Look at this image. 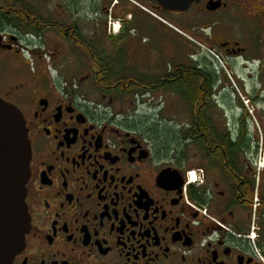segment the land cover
I'll return each mask as SVG.
<instances>
[{
  "label": "flooded vegetation",
  "instance_id": "af4514ba",
  "mask_svg": "<svg viewBox=\"0 0 264 264\" xmlns=\"http://www.w3.org/2000/svg\"><path fill=\"white\" fill-rule=\"evenodd\" d=\"M137 2L180 19L185 58L130 0H0V98L32 144L10 264H264V0Z\"/></svg>",
  "mask_w": 264,
  "mask_h": 264
},
{
  "label": "water",
  "instance_id": "95a60500",
  "mask_svg": "<svg viewBox=\"0 0 264 264\" xmlns=\"http://www.w3.org/2000/svg\"><path fill=\"white\" fill-rule=\"evenodd\" d=\"M171 14H182L194 0H158ZM32 144L23 113L0 98V264H10L25 245L31 220L26 185Z\"/></svg>",
  "mask_w": 264,
  "mask_h": 264
},
{
  "label": "rangeland",
  "instance_id": "374dc122",
  "mask_svg": "<svg viewBox=\"0 0 264 264\" xmlns=\"http://www.w3.org/2000/svg\"><path fill=\"white\" fill-rule=\"evenodd\" d=\"M149 7V6H148ZM151 8V7H150ZM159 15L162 16V18L167 19L171 24H173L175 27H179L181 28V21L180 19L177 18H173L169 15L166 14H161L160 12H158ZM144 22H143V30H146L150 33V35L154 36V38L149 39V42L153 43V44H157V45H163L162 46V50H168V53L170 54L169 50L171 49V45L172 42H177L178 43V49L180 51L181 54H179V58H185L186 56L183 55L184 52V48H183V41L185 40V38L179 34L180 31H178L177 29L173 28L172 26H169L167 23H163L162 21L153 18L152 16H150L149 14L144 15ZM168 30V32H167ZM166 33H168L166 35ZM184 35V34H183ZM185 37H187L186 35H184ZM189 37V36H188ZM174 42V43H175ZM181 42V43H180ZM170 58V57H169ZM70 76H67V78H70ZM73 81H71V83L74 85H80L81 83L85 84L86 86H88V90H89V94L90 97H95V98H99L100 99V91H99V87L96 86V84L94 83L95 81L92 80L94 77H89V76H78V77H71ZM70 84V85H72Z\"/></svg>",
  "mask_w": 264,
  "mask_h": 264
},
{
  "label": "built area",
  "instance_id": "2783aa9c",
  "mask_svg": "<svg viewBox=\"0 0 264 264\" xmlns=\"http://www.w3.org/2000/svg\"><path fill=\"white\" fill-rule=\"evenodd\" d=\"M113 22V21H112ZM113 26H114V31H116L117 29H119V27H120V23L119 22H113ZM191 176V179L193 180L194 178H193V176L192 175H190ZM194 181V180H193ZM251 233H250V236H249V238H250V240H251V242L253 243V250H254V253L257 255V257L258 258H260V259H262L263 258V256L261 255V253H260V251H259V249H258V247L256 246V243H255V241H256V236H257V232L255 231V225H253V227H252V230L250 231Z\"/></svg>",
  "mask_w": 264,
  "mask_h": 264
},
{
  "label": "trees",
  "instance_id": "16d2710c",
  "mask_svg": "<svg viewBox=\"0 0 264 264\" xmlns=\"http://www.w3.org/2000/svg\"><path fill=\"white\" fill-rule=\"evenodd\" d=\"M146 7L148 8V9H150L151 11H155V9L153 10V9H151L150 7H148V5H146ZM147 14H149L150 16H152L150 13H148L147 12ZM98 81V80H97ZM97 86L99 87V84H97Z\"/></svg>",
  "mask_w": 264,
  "mask_h": 264
},
{
  "label": "crops",
  "instance_id": "0c3cea01",
  "mask_svg": "<svg viewBox=\"0 0 264 264\" xmlns=\"http://www.w3.org/2000/svg\"><path fill=\"white\" fill-rule=\"evenodd\" d=\"M131 4H133V5H134L135 3L132 1V2H131Z\"/></svg>",
  "mask_w": 264,
  "mask_h": 264
}]
</instances>
